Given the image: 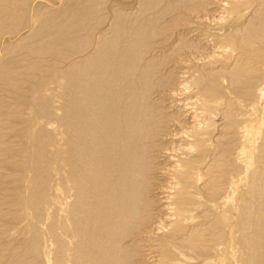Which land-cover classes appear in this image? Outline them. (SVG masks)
I'll return each instance as SVG.
<instances>
[{"label": "bare ground", "instance_id": "1", "mask_svg": "<svg viewBox=\"0 0 264 264\" xmlns=\"http://www.w3.org/2000/svg\"><path fill=\"white\" fill-rule=\"evenodd\" d=\"M0 264H264V0H0Z\"/></svg>", "mask_w": 264, "mask_h": 264}, {"label": "rangeland", "instance_id": "2", "mask_svg": "<svg viewBox=\"0 0 264 264\" xmlns=\"http://www.w3.org/2000/svg\"><path fill=\"white\" fill-rule=\"evenodd\" d=\"M218 13H219V12H216L215 16H218V15H219ZM218 17H219V16H218ZM166 18H167V17H166ZM216 18H217V17H216ZM216 22H217V23H221L220 21H216ZM190 25H191L190 27H195V26H196V28L199 27L198 25H195V24H194V26H193V23H191ZM169 30L171 31V29H169ZM169 30H167V32H170ZM190 34H191V33H190ZM192 34H193V33H192ZM192 34H191V35H192ZM191 35H189V36L191 37ZM162 46H165V44H160V45H159V47H162ZM154 49H155L156 51L159 50V49H157V48H154ZM206 49H207V54H210V53L213 54V53H215L216 50H218L217 48H214L212 45L207 46ZM215 49H216V50H215ZM151 52H154V51H151ZM205 54H206V53H203V56H205ZM207 54H206V55H207ZM183 64H184V68H186V67H187L186 63H183ZM172 65H173V64H172ZM185 65H186V66H185ZM170 66H171V64H170ZM173 66H174V65H173ZM184 68H183V69H180V70H178V69L176 68L177 71H176V69L174 70V71H176L175 74H176V73H182L181 71H182V70L184 71ZM173 73H174V72H173Z\"/></svg>", "mask_w": 264, "mask_h": 264}]
</instances>
